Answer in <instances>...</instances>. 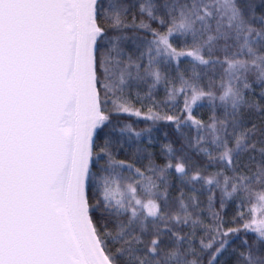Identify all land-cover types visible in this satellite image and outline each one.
Wrapping results in <instances>:
<instances>
[{
    "label": "snow or ice",
    "instance_id": "1",
    "mask_svg": "<svg viewBox=\"0 0 264 264\" xmlns=\"http://www.w3.org/2000/svg\"><path fill=\"white\" fill-rule=\"evenodd\" d=\"M0 264H264V0H0Z\"/></svg>",
    "mask_w": 264,
    "mask_h": 264
}]
</instances>
